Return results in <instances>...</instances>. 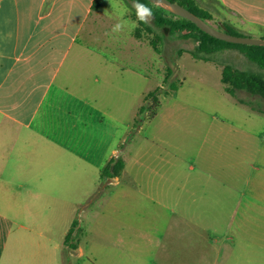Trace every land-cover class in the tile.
I'll return each instance as SVG.
<instances>
[{
	"label": "crops",
	"instance_id": "1",
	"mask_svg": "<svg viewBox=\"0 0 264 264\" xmlns=\"http://www.w3.org/2000/svg\"><path fill=\"white\" fill-rule=\"evenodd\" d=\"M217 2L247 27L220 29L264 38V0ZM110 3L0 0V264H264V148L198 151L180 184L172 141L129 144L162 101L139 121L148 42L111 31ZM110 184L116 212H98Z\"/></svg>",
	"mask_w": 264,
	"mask_h": 264
},
{
	"label": "rangeland",
	"instance_id": "2",
	"mask_svg": "<svg viewBox=\"0 0 264 264\" xmlns=\"http://www.w3.org/2000/svg\"><path fill=\"white\" fill-rule=\"evenodd\" d=\"M198 1L201 5L208 7L212 13L208 20L212 25L219 28L223 22L230 21L246 31L247 27L238 20L236 15L222 7L217 0ZM132 4V0H111L101 13V17L105 18V15L113 12L112 21L117 22L119 13L125 8L129 15L136 17V10ZM146 4L151 9L161 10L150 5L149 2ZM160 12L174 18L178 17L167 11ZM127 31L128 28H125L122 34L128 36ZM134 33L147 39L146 50L142 49V60L144 62L145 58L147 59V70L141 76L132 73L128 86L136 87L146 94L159 88L160 93L157 94V99L162 101V106L155 121L147 128L139 132L135 131L128 141L129 144L138 140L146 132L151 134L154 131H158L162 137L172 141L177 146V150L173 152L178 154L180 184L187 177L189 164L198 151L201 156L205 153L210 154L211 151V157L215 151L214 157L219 159L221 153L226 155L227 148L234 151L237 146H243V144H250L252 148L258 145L259 149L264 148V97L239 90L233 98L224 90L221 82L223 66L226 63L242 69H251L262 75H264V69L248 62L239 51L234 49L215 52L207 61L194 58L191 51L197 42L193 37L172 32L168 27L157 26L154 22L150 25L138 23ZM253 35L263 36L264 31H256ZM154 49H158V52ZM168 68L171 69V75L166 81ZM171 81L178 85L176 90H170ZM148 116H150L149 111L141 114L139 121L140 119L147 123L152 121L153 119L149 120ZM208 129L212 133L206 136ZM207 147H209L208 152ZM219 148L220 152H217ZM225 163L226 161L223 162ZM260 167L262 171L264 159L260 162ZM223 176L225 177V174ZM123 186L124 184H110L101 192L98 212H116L114 208L110 209L107 206L108 195L113 192L120 193ZM136 208H138L136 212H139V205ZM121 209H124V206ZM140 209L142 212L143 209Z\"/></svg>",
	"mask_w": 264,
	"mask_h": 264
},
{
	"label": "trees",
	"instance_id": "3",
	"mask_svg": "<svg viewBox=\"0 0 264 264\" xmlns=\"http://www.w3.org/2000/svg\"><path fill=\"white\" fill-rule=\"evenodd\" d=\"M171 1L179 2L180 4L186 6L191 11L195 12L206 20H209L211 18L210 12L207 9L201 7L196 2V0ZM139 2L143 4L149 2L151 3L150 5H153L156 8L161 9L162 11H166L162 7L150 2L149 0H139ZM152 11L154 17L153 22L155 25L168 27L172 32H179L184 36L193 37L196 40L197 44L191 51V54L194 58L210 60L213 53L221 51L228 47H234L238 48L249 62L257 65L261 69H264V46L227 42L204 32L195 23L187 18L180 16L174 18V16H168L165 13L154 9H152ZM171 14L175 15L173 13ZM139 23L144 24L140 21ZM223 30L232 34L241 35L240 32L229 25H225L223 27ZM157 50L158 49H156V51ZM168 72L169 73L165 78L166 81H168V77L171 75L170 68H168ZM221 81L225 85V90L231 95H235L237 90L242 89L251 94H257L264 97V75L257 71L251 69H242L232 64L226 63L223 66ZM169 85L170 90H176L178 87V85L175 84L174 81H171ZM159 93V88H156L154 91L150 92L147 95L145 103L140 108V114L145 111H149L150 117H153L157 113V109L160 106V101L157 99V94ZM122 167V160L118 158L111 159L105 166L103 174H117L122 169ZM68 235L69 234H67V237Z\"/></svg>",
	"mask_w": 264,
	"mask_h": 264
},
{
	"label": "water",
	"instance_id": "4",
	"mask_svg": "<svg viewBox=\"0 0 264 264\" xmlns=\"http://www.w3.org/2000/svg\"><path fill=\"white\" fill-rule=\"evenodd\" d=\"M150 2L162 7L177 16L187 18L195 23L201 30L216 38L232 43H242L249 45L264 46L263 37H251L229 33L225 30L215 27L208 20L202 18L186 6L171 0H149Z\"/></svg>",
	"mask_w": 264,
	"mask_h": 264
},
{
	"label": "clouds",
	"instance_id": "5",
	"mask_svg": "<svg viewBox=\"0 0 264 264\" xmlns=\"http://www.w3.org/2000/svg\"><path fill=\"white\" fill-rule=\"evenodd\" d=\"M132 7L136 10V18L138 21L144 23V24H152L153 22V11L150 7H148L146 4L140 3L139 0H133ZM127 13V9L125 8L119 13L117 22L113 25L111 31L113 33H120L125 28L134 30L136 27H138V24L136 21H130L124 19V16Z\"/></svg>",
	"mask_w": 264,
	"mask_h": 264
}]
</instances>
